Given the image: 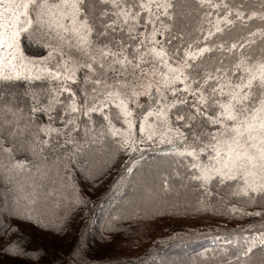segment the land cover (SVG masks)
Segmentation results:
<instances>
[{"label":"snow or ice","instance_id":"obj_1","mask_svg":"<svg viewBox=\"0 0 264 264\" xmlns=\"http://www.w3.org/2000/svg\"><path fill=\"white\" fill-rule=\"evenodd\" d=\"M248 4L0 0V182L32 177L18 194L36 203L93 155L135 162L168 144L200 205L235 199L261 217L242 256L264 245V211H247L264 209V0ZM22 38L47 55H26Z\"/></svg>","mask_w":264,"mask_h":264},{"label":"trees","instance_id":"obj_2","mask_svg":"<svg viewBox=\"0 0 264 264\" xmlns=\"http://www.w3.org/2000/svg\"><path fill=\"white\" fill-rule=\"evenodd\" d=\"M248 8L259 11V0H249ZM249 23L253 31L259 25V21ZM22 43L25 51L33 56L46 50L37 45L29 46L23 39ZM170 153L148 149L143 151L142 158L139 152L135 162L129 163L124 162L123 153L93 155L72 170L67 184L48 186V192H54V196L42 195L36 203L26 202L18 194L20 185L31 183L32 177H13L9 184L8 174L4 173L0 182V260L18 259L29 264H114L123 261L107 259L99 245H120L119 241L132 238L141 224L152 223V234L161 229L160 223H168V219L198 215L205 209L220 221L244 215L246 206L235 199L226 198V203L214 202V206L200 205L195 185L184 187L182 179L175 178L174 173L182 169H177ZM16 159L26 157L18 155ZM127 167L132 168L131 173L124 171ZM169 174H173L171 190L161 191L160 177ZM149 188L152 189L150 195L146 194ZM126 200L128 206L124 205ZM233 204L239 209L234 214L230 210ZM146 211H151L152 218L143 219ZM247 211L264 209L250 207ZM225 228H212L215 237L210 240L178 239L181 244L174 252L170 251L171 238L165 240V246L156 252L150 264L156 261L163 264L165 257L174 264H216L219 259L222 264H237V257H241L240 264L244 261L250 264L251 260L264 264V245L256 247L246 257L237 250L226 251L221 238H226L227 245L229 241L233 245L234 239L239 241L241 236ZM41 232L55 239L46 240L38 235ZM136 245L137 237L133 248Z\"/></svg>","mask_w":264,"mask_h":264},{"label":"rangeland","instance_id":"obj_3","mask_svg":"<svg viewBox=\"0 0 264 264\" xmlns=\"http://www.w3.org/2000/svg\"><path fill=\"white\" fill-rule=\"evenodd\" d=\"M25 54L29 56H33L28 54L26 51ZM45 55H47V49L43 54L33 57H40ZM142 147L144 150L151 149V150L171 152L173 146L156 142L154 144L149 143L146 145H142ZM138 153L139 152L132 154L134 159ZM132 161L133 159H130V157L127 154H125L124 162L129 163ZM124 205L125 206L129 205L127 200L124 202ZM150 213L151 211H146L144 213L143 219L152 218V216H150ZM167 221L168 223H164V222L160 223L161 229L155 231L152 234H150L152 223H144L135 229V235H133L132 238L130 237L127 239L120 240L119 241L120 245L115 246V245L102 244L99 245V247L101 248V251H103V254L105 252L104 255L106 256L107 259H110L112 261H123L114 264H150V261L156 255V252L161 247L165 246L164 243L165 240L171 238L169 240L170 242L169 245L171 246L170 251L174 252L181 244L178 241V239L196 238L200 240H210L213 239V237H215L214 235H212V231H213L212 228L226 227L225 228L226 231L241 236V239L238 241V239L235 238L234 241L236 243H234L233 245H230L231 243H229V245H227L226 238L222 237L221 240L223 242L224 249L226 251L237 250L241 252L242 247H247L248 243H250L254 237L256 238L259 237L260 231H258V227L259 224L262 222L261 217L247 216V215L236 216L235 219L230 221H220L214 219L209 214L207 209L200 211L198 215L197 214L195 215L194 213L193 215L192 214L186 215L180 219L172 218V219H168ZM38 235H42L46 240L55 239L51 236H44L42 232L39 233ZM175 236L180 238L177 239L173 238ZM135 237H137V245L135 248H133V241ZM58 240H60V238H58ZM43 242L48 243V241L45 240ZM258 246H260V244H259V240L257 239L256 246L253 248V250ZM96 250L99 249L97 248ZM104 255H102L103 259H104ZM164 261L165 263L163 264H174L171 259H168L166 257L163 258V262ZM222 263L223 261L219 259L216 264H222ZM0 264H29V263L23 262L18 259L17 260L9 259V260H0ZM154 264H160V263L156 261V263ZM243 264H248V261H244ZM250 264H256V262L254 263L251 260Z\"/></svg>","mask_w":264,"mask_h":264}]
</instances>
